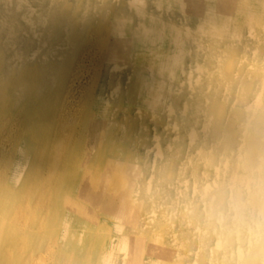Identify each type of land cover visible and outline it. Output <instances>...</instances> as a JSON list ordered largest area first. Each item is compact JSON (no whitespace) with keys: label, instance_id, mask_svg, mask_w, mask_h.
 <instances>
[{"label":"bare ground","instance_id":"bare-ground-1","mask_svg":"<svg viewBox=\"0 0 264 264\" xmlns=\"http://www.w3.org/2000/svg\"><path fill=\"white\" fill-rule=\"evenodd\" d=\"M190 262L264 264V0H0V264Z\"/></svg>","mask_w":264,"mask_h":264},{"label":"rangeland","instance_id":"rangeland-1","mask_svg":"<svg viewBox=\"0 0 264 264\" xmlns=\"http://www.w3.org/2000/svg\"><path fill=\"white\" fill-rule=\"evenodd\" d=\"M222 89L223 90H226V85L225 83L222 85ZM236 90H237V93H240V94H243V91L240 87V83L236 85ZM164 97L161 96L160 100H162ZM219 100H224L225 98L221 97L220 98H217ZM229 100H231V97H229ZM224 102V101H223ZM104 139L101 138V140L97 141V143H95L94 141L95 140H91L89 142V145L91 147H97L96 149H99V147L101 146L98 142H101L103 141ZM151 161H153V158L151 157ZM227 161H231V160H225L223 162H227ZM93 164V163H92ZM91 164V165H92ZM174 165H181V160L179 161H176V162H173ZM223 165V164H222ZM146 174H150V172H146ZM188 175H190V172H188ZM187 176V175H186ZM237 180V179H236ZM246 184V182H245ZM186 188V187H185ZM223 190H224V186H223ZM187 193L189 195V198L190 199H194V198H197V195L194 194L193 192V189L192 187L190 186V188L187 190ZM229 192H227V195H228ZM176 199H178L180 202H182L183 200V196L182 195H179V196H176ZM185 206V203L182 202L180 204V207L183 208ZM174 209H177V208H174ZM214 215V212L211 214L210 218H206L205 215L203 214L200 218L199 221H197L198 218H193L192 221H184V220H180L178 219L177 223L175 222V226L176 225H182L184 227V234H182L180 232V234H176V235H173V239L172 241L175 242V243H178L180 244V246L178 248H176L177 251H185V253L187 252V248L184 247V242L186 244H188L191 240H197L196 241V244H197V248H198V252H200V244L202 242H204L205 240H208V242L210 243L211 247L212 246H215L217 244V240H216V228H217V218L216 217H213ZM216 216H217V212H216ZM174 229H169V235L166 236V239L167 240H170V237H171V231H173L174 233ZM193 229H194V232H193ZM177 230V229H176ZM191 231V232H189ZM207 242V241H206ZM144 248H140L139 250V253L142 255H140V259L143 260L144 258V253H145V250H143ZM168 257V256H167ZM182 260V258H181ZM186 264H192V262L190 263H186ZM196 264V263H195Z\"/></svg>","mask_w":264,"mask_h":264},{"label":"crops","instance_id":"crops-1","mask_svg":"<svg viewBox=\"0 0 264 264\" xmlns=\"http://www.w3.org/2000/svg\"><path fill=\"white\" fill-rule=\"evenodd\" d=\"M174 13H177V12H174Z\"/></svg>","mask_w":264,"mask_h":264}]
</instances>
